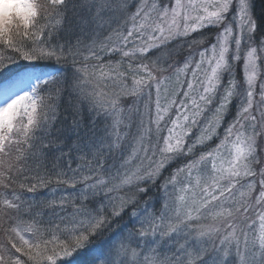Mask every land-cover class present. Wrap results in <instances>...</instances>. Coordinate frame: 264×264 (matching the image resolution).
<instances>
[{
	"label": "snow or ice",
	"instance_id": "snow-or-ice-1",
	"mask_svg": "<svg viewBox=\"0 0 264 264\" xmlns=\"http://www.w3.org/2000/svg\"><path fill=\"white\" fill-rule=\"evenodd\" d=\"M70 3L0 0V189L10 190L0 191V264H264V163L256 154L261 133L251 112L258 95L256 106L264 120V80L255 93L264 35L257 43L250 0H84L78 34L53 43ZM117 13L131 21L126 32L112 29ZM105 28L112 34L98 40ZM206 28L219 31L210 36ZM189 37L190 49L207 47L199 50L198 60L189 55L174 77L164 75L172 65L161 63V55L174 39ZM157 49L161 55L151 66L144 63ZM114 53L128 58L126 66L122 60L103 63V55ZM69 61L75 115L68 131L75 144L66 150L65 142L51 135L59 118L55 99L64 91L56 75L61 69H46L51 62ZM241 62L246 101L219 142L197 152L216 135L238 94L240 85L232 73ZM189 70L191 78L182 81ZM214 103L213 121L189 141L192 128ZM85 108L90 127L83 124ZM100 120L104 127L98 131ZM247 120L253 122L251 133ZM136 121L131 151L105 168ZM165 128L162 144L158 140L153 145V130L158 135ZM37 142L60 153L58 159H71L75 151L85 163L72 176L55 174V183L75 191L33 205L22 192H34L37 184L21 182V191L12 185L36 156ZM185 157L190 159L159 184L164 199L157 213L149 190L169 164ZM254 164L262 166L255 169ZM254 176L260 177V190L252 197L255 182L249 181L247 192L238 185ZM38 181L40 186L53 182L47 176ZM125 216L128 221L122 223ZM173 246L175 251L166 254Z\"/></svg>",
	"mask_w": 264,
	"mask_h": 264
},
{
	"label": "rangeland",
	"instance_id": "rangeland-1",
	"mask_svg": "<svg viewBox=\"0 0 264 264\" xmlns=\"http://www.w3.org/2000/svg\"><path fill=\"white\" fill-rule=\"evenodd\" d=\"M79 2V14L83 13V8L82 5L84 3V0H76ZM250 3L252 5L251 8V14L253 15V0H250ZM134 10V9H133ZM131 26V21L127 20V16L126 14H122V13H117L116 14V20L112 23V29H118L120 32H126V30ZM75 29L78 31V27L76 24ZM112 29H108L105 28L103 30L100 31L99 35H98V40H105V38L112 34ZM258 31L256 33V41L257 43L259 42V39L261 38L262 35H264V25L258 27ZM204 33L209 34L210 36H215V34L219 31V29L216 28H206L203 30ZM194 36H198L200 35V33H194ZM116 40L115 35L113 34V41ZM191 40V37H189L187 40L182 39V38H177L174 39L170 45L168 46V50L165 51L162 55L159 49H157L155 52H150L148 54V57L146 59L143 60L144 63H147L151 66V62L154 58H156L157 55H161V63H163L165 66H167L168 64H171L172 67L168 69V72L164 73V75H169V76H173L175 74L176 68L181 67L183 64V61L189 57V55H191L192 57H194L195 60L199 59V50L201 48H206L207 44L204 45H200V46H193L191 47V49L188 46V41ZM112 41H109V43H111ZM208 43H211V40L208 41ZM132 45L130 44L129 47H131ZM171 52V55H169L168 53ZM114 55L112 58H108L110 56ZM112 55H103V63L107 64L108 62H115V61H123L125 66L128 62V58H123L121 53H114ZM106 59V60H105ZM139 61H133V63H138ZM258 72H259V76L256 82V86H255V93L259 92V85L261 80H264V59L258 61ZM47 71H53L52 69H46ZM70 73V71H69ZM58 74V73H57ZM232 75L235 77L236 82L240 85V88L238 90V94L233 97L231 104L228 106L227 109V113L224 116L221 124L216 128V135L213 137L212 140L207 141L204 145L203 149H197V152L202 151V150H208L212 147L215 146V144H217L219 142V139L222 138L225 134V128L236 118V114L237 111L241 108V104L244 103L246 101V93L244 90V86H243V78H244V72H243V68H242V62L240 64H237L234 68V71L232 73ZM68 78H65V82L70 83L71 84V78H72V74L71 75H67ZM191 78V72L189 70L188 76L187 77H181V80L183 81L184 79H190ZM130 83V81H129ZM151 96H152V100L154 101L155 99V90L152 89L151 90ZM259 99L258 95H254V107L251 110L253 115L257 116V123H256V131L261 133L260 135H258L256 137V145H257V155L260 157V160L262 161V163H264V120H261L259 117V112L256 106V101ZM148 101V95H147V91H146V95L144 97V99L141 101L140 103V112L141 113H145V108H144V102ZM127 103V102H126ZM75 104V99L73 101L72 106ZM152 110H153V114H154V103L151 105ZM216 104L214 103L213 105L208 106V109L203 113V115L198 119V124L197 126L192 128L191 131V135L188 137L189 141L194 140L197 136H199L201 134V132L203 131V129L209 124V122L213 121L214 119V110H215ZM72 111L75 112L74 107L72 108ZM62 112H66V111H61L58 109V119L55 122H59L61 121L62 124H64V117L65 114H62ZM84 112L89 116V113L87 111V109H84ZM174 115V113H173ZM247 115V114H245ZM91 119V118H90ZM145 122H147V115L144 116ZM90 122V121H89ZM138 123V121H136L131 129V134L128 136V138L125 140L124 142V146L121 149L120 152L113 154V156L108 157L107 158V163L105 164V168H108L110 165H112L114 162L115 163H119L120 158H121V153L124 156H127L128 153L131 151L132 146L134 145V140H133V135L136 132V126L135 124ZM245 123V128L248 130L249 133H251L252 129H251V124L253 123L251 120H247L244 121ZM71 125V123L69 124ZM69 125L67 128H69ZM102 128L104 127V121L102 120ZM170 126V125H169ZM57 126L54 125V127L52 128V132L54 133L55 137H59V131H57ZM60 128V127H59ZM61 129V128H60ZM59 132V133H58ZM60 138L62 140V138L64 139L67 134L66 133H60ZM167 135V131L166 128L161 131L158 135L155 133V131L153 130L152 133V137H151V142L153 145L157 144V141L159 140L160 143L162 144V138ZM75 137V136H74ZM75 151L72 152V155L75 157L73 159V161L71 163H69L71 165V169H69L68 165L66 164L64 167H62V171L67 173L68 176H72V170L77 169L78 164L77 163V153H74ZM185 159H190V157H185V158H181V159H177L175 160L173 163L169 164L168 168L165 169L163 176L161 177V179L159 181H157V184L155 186H153L150 190L148 195L151 196L153 198L152 201H150V203H154L155 204V210L157 211V213L160 211L161 208V201L164 199V194L162 193V191L159 188V184L163 182V180L165 178H167L173 169L179 167L180 165H182L184 163ZM79 160V165L83 168V164L85 163L83 160H81L78 157ZM145 163H147V161H145ZM262 164H254L253 168L255 169H259L261 168ZM86 171V169H83ZM30 177V176H29ZM34 178V177H33ZM183 178V174H181V179ZM38 178H35L34 180H36ZM259 180L260 177L259 176H254V177H247L245 179L241 180L240 185H238V188L241 191H245L247 192V185L249 183V181L255 182V189L254 191L251 193L252 197H255L258 195L259 190H260V184H259ZM59 186L61 187V190L66 191L67 193L73 192L75 190L66 187L65 185H61L59 184ZM79 187V185H78ZM238 195V193H237ZM145 197H141V206L143 205ZM28 203H30V199H28L27 201ZM34 205V204H33ZM128 221V217L125 216L123 218L122 223L127 222ZM27 235V234H26ZM115 235V232L112 233H107L105 234V237H110ZM3 232L2 230H0V242H3ZM175 251V247L173 246L171 249L166 250V254L171 255L173 252ZM26 259V258H24Z\"/></svg>",
	"mask_w": 264,
	"mask_h": 264
},
{
	"label": "trees",
	"instance_id": "trees-1",
	"mask_svg": "<svg viewBox=\"0 0 264 264\" xmlns=\"http://www.w3.org/2000/svg\"><path fill=\"white\" fill-rule=\"evenodd\" d=\"M253 2H254L253 10H252L253 16L257 21L258 27H260L264 25V0H253ZM79 7L80 5L78 1L71 0V3L69 4V9L66 13V19L64 22L63 29L58 33V35L53 37V40H52L53 43H65L66 41L70 39H74L75 35L78 34V31L75 29V27L79 20L80 15L83 14V13L79 14ZM3 54L12 55V56L17 55L16 53H11V52H4ZM113 56L114 55L108 58H112ZM93 62L94 61H89V63H93ZM55 68L61 69V71L58 74L56 73V75L58 79L61 81V87L64 89L62 96L55 99V103L58 109L60 110V112L61 111H66V112H62V114H65V117L63 119L65 123L62 124V122L59 121V122H55L54 125L57 126L56 127L57 131H59L60 133L67 134V136L64 139L62 138V140L65 142V146L67 150V148H71L75 144L74 135L70 134L68 131V129L71 126L69 124L71 123L73 116L75 115V112L72 111V108H73L72 104H73L74 98H72V102L70 103V96H69L70 83H67L64 80L65 78H68L67 75L72 74L71 61H69L67 65H63V64L58 65V64H55V62H51L49 66L47 67V69H53V70ZM50 87L55 88V85H52ZM53 95L55 97V93H53ZM89 121H90V118L85 112H83V124L85 127L91 126ZM101 124H102V120L98 121L95 126L98 131L102 129ZM68 125H69V128H67ZM60 133H59V137L61 135ZM51 135L52 137H55L54 133H51ZM35 151H36V156L33 158H30L28 162L25 164V172L23 174H18L16 176L15 178L16 183L12 185V188L15 189L16 191H21L18 186L19 183L21 182L24 183L25 185L37 184L38 186L34 192H27L26 190L22 192L24 197L30 199L29 204L37 205V204H40L42 201H46L51 198L58 199L62 194L67 193L64 190H61V187L59 186V184L55 183V174L63 172L62 167H64L66 164L71 163L75 157L72 155V152H73L72 151L71 159H69V156L67 155L58 159V157H60V153H56L48 149H42L39 142H37ZM41 152H43L44 154L41 155ZM76 164L79 165L78 155H77ZM25 176L27 177V179H25ZM45 176L51 177L53 182L47 185H44V186H40L38 179L34 180L35 178L45 177ZM0 191H10V190L0 189ZM90 206L95 207L96 206L95 202L91 203ZM42 219L44 220L45 225H47V221L49 217L45 215L42 217Z\"/></svg>",
	"mask_w": 264,
	"mask_h": 264
}]
</instances>
